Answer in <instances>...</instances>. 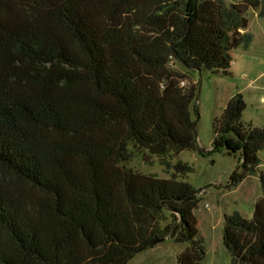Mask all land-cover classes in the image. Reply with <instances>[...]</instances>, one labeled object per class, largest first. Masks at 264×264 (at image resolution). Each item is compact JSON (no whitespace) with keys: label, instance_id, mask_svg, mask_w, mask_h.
<instances>
[{"label":"trees","instance_id":"16d2710c","mask_svg":"<svg viewBox=\"0 0 264 264\" xmlns=\"http://www.w3.org/2000/svg\"><path fill=\"white\" fill-rule=\"evenodd\" d=\"M248 8L264 15V0H0V264H126L167 237L187 244L177 264H203L192 168L125 163L199 151L197 83L175 66L228 73ZM244 108L235 94L213 121L215 150L239 154L228 186L257 173L264 146ZM259 180L252 217L224 216L232 264H264Z\"/></svg>","mask_w":264,"mask_h":264},{"label":"rangeland","instance_id":"374dc122","mask_svg":"<svg viewBox=\"0 0 264 264\" xmlns=\"http://www.w3.org/2000/svg\"><path fill=\"white\" fill-rule=\"evenodd\" d=\"M223 1L229 5L242 0ZM246 18V31L251 40L247 47L239 46L229 52L228 73L175 66L197 83L196 114L193 107L190 110L195 120L199 151L182 150L166 156L167 166L156 155L134 150L131 160L125 163L134 170L159 178H168L178 160L192 168L181 180L199 190L193 214L197 237L201 238L205 252L203 264H232L222 240L224 216L236 211L251 218L255 201L262 195L259 174H264V146L258 151L257 173L248 175L235 186H228L231 176L241 171L239 154H228L223 148L215 150L212 145L213 121L235 94H241L245 102L241 121L264 128V15L258 14V8H248ZM186 245L167 237L139 251L126 264H177V256Z\"/></svg>","mask_w":264,"mask_h":264},{"label":"water","instance_id":"95a60500","mask_svg":"<svg viewBox=\"0 0 264 264\" xmlns=\"http://www.w3.org/2000/svg\"><path fill=\"white\" fill-rule=\"evenodd\" d=\"M164 239H165V238H161V239L157 240L156 243L161 242V241H163Z\"/></svg>","mask_w":264,"mask_h":264}]
</instances>
